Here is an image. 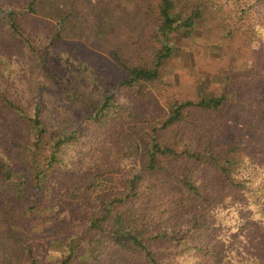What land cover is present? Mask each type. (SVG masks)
<instances>
[{"label": "trees", "instance_id": "1", "mask_svg": "<svg viewBox=\"0 0 264 264\" xmlns=\"http://www.w3.org/2000/svg\"><path fill=\"white\" fill-rule=\"evenodd\" d=\"M43 228L60 264H264V0H0V264Z\"/></svg>", "mask_w": 264, "mask_h": 264}, {"label": "rangeland", "instance_id": "2", "mask_svg": "<svg viewBox=\"0 0 264 264\" xmlns=\"http://www.w3.org/2000/svg\"><path fill=\"white\" fill-rule=\"evenodd\" d=\"M182 56L190 58L191 54L188 53L180 54L179 59H181L180 57ZM211 57L217 60L216 55H212ZM198 60L202 63L204 68H208V69L211 68V64L207 59L202 60L201 58H199ZM177 68L183 74L180 83L188 87L191 81L188 77L185 76L187 74L185 71L187 67L184 64V61L182 60L179 61ZM102 81L110 89V91L116 96L117 100L121 104L133 110H137V111L141 110L142 107L138 99L129 90L117 85L116 82L113 80L112 76L103 75ZM42 232L43 233L41 235H38L37 237L33 236L30 242L27 240L25 243H27L30 246L31 250L34 251L35 254L37 255L38 264H60L58 257H59V253L62 252L61 247H59V243H53L52 241H50L51 236L55 235L54 232L53 231L50 232L49 229H45V228H43ZM83 255L85 256V254L83 253L82 255H80V257L85 258L82 257ZM70 264H79V263L75 261Z\"/></svg>", "mask_w": 264, "mask_h": 264}]
</instances>
